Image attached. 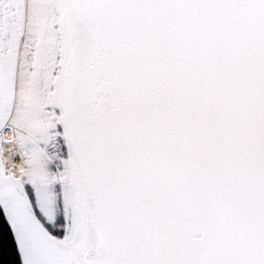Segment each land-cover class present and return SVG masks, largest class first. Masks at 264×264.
<instances>
[{"label": "snow or ice", "instance_id": "obj_1", "mask_svg": "<svg viewBox=\"0 0 264 264\" xmlns=\"http://www.w3.org/2000/svg\"><path fill=\"white\" fill-rule=\"evenodd\" d=\"M0 264H264V0H0Z\"/></svg>", "mask_w": 264, "mask_h": 264}, {"label": "trees", "instance_id": "obj_2", "mask_svg": "<svg viewBox=\"0 0 264 264\" xmlns=\"http://www.w3.org/2000/svg\"><path fill=\"white\" fill-rule=\"evenodd\" d=\"M11 250V242L7 233L0 235V252L3 253L5 259L9 258V253Z\"/></svg>", "mask_w": 264, "mask_h": 264}]
</instances>
